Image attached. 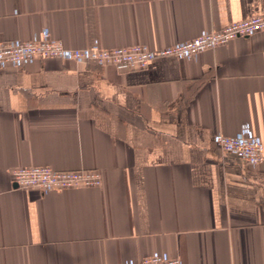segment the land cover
<instances>
[{
  "label": "crops",
  "instance_id": "0c3cea01",
  "mask_svg": "<svg viewBox=\"0 0 264 264\" xmlns=\"http://www.w3.org/2000/svg\"><path fill=\"white\" fill-rule=\"evenodd\" d=\"M264 14V0H0V41L158 51ZM264 34L141 70L63 58L0 68V264H264ZM98 170L99 187L19 188L12 171Z\"/></svg>",
  "mask_w": 264,
  "mask_h": 264
},
{
  "label": "built area",
  "instance_id": "2783aa9c",
  "mask_svg": "<svg viewBox=\"0 0 264 264\" xmlns=\"http://www.w3.org/2000/svg\"><path fill=\"white\" fill-rule=\"evenodd\" d=\"M258 33L264 34V14L232 22L220 29L204 32L194 39L158 51L142 44L111 49L91 47L86 50H70L47 31L21 43L0 41V68L21 65L31 59L63 58L70 54L78 61L113 65L128 71L141 70L147 68L157 57L174 56L187 59L232 40ZM214 140L222 151L235 155L248 164L258 165L264 160V143L247 125L235 136L216 135ZM12 176L19 188H38L44 191L99 187L102 184V175L98 170L59 171L50 166H27L13 170ZM124 264L183 263L180 258L157 252L141 260L130 259Z\"/></svg>",
  "mask_w": 264,
  "mask_h": 264
}]
</instances>
